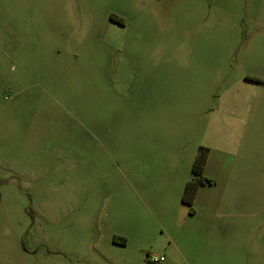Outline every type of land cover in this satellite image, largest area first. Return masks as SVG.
I'll list each match as a JSON object with an SVG mask.
<instances>
[{
    "label": "rangeland",
    "instance_id": "rangeland-1",
    "mask_svg": "<svg viewBox=\"0 0 264 264\" xmlns=\"http://www.w3.org/2000/svg\"><path fill=\"white\" fill-rule=\"evenodd\" d=\"M152 255L264 264V0H0V264Z\"/></svg>",
    "mask_w": 264,
    "mask_h": 264
},
{
    "label": "trees",
    "instance_id": "trees-1",
    "mask_svg": "<svg viewBox=\"0 0 264 264\" xmlns=\"http://www.w3.org/2000/svg\"><path fill=\"white\" fill-rule=\"evenodd\" d=\"M209 149L202 147L192 167L193 178L187 183L182 196L183 204L192 208L198 188L208 181L203 175L204 167L208 159ZM209 182V181H208Z\"/></svg>",
    "mask_w": 264,
    "mask_h": 264
},
{
    "label": "built area",
    "instance_id": "built-area-1",
    "mask_svg": "<svg viewBox=\"0 0 264 264\" xmlns=\"http://www.w3.org/2000/svg\"><path fill=\"white\" fill-rule=\"evenodd\" d=\"M149 260L152 264H159L160 262L164 261V257L157 256V255H152L149 257Z\"/></svg>",
    "mask_w": 264,
    "mask_h": 264
},
{
    "label": "crops",
    "instance_id": "crops-1",
    "mask_svg": "<svg viewBox=\"0 0 264 264\" xmlns=\"http://www.w3.org/2000/svg\"><path fill=\"white\" fill-rule=\"evenodd\" d=\"M208 160H209V157H208L207 162H206V164H205L204 170H206V168H207V166H208Z\"/></svg>",
    "mask_w": 264,
    "mask_h": 264
}]
</instances>
